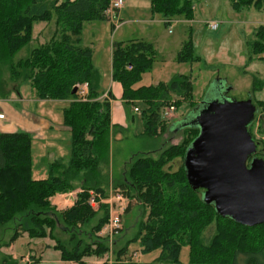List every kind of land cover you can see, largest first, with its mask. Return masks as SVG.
Here are the masks:
<instances>
[{"label":"trees","instance_id":"trees-1","mask_svg":"<svg viewBox=\"0 0 264 264\" xmlns=\"http://www.w3.org/2000/svg\"><path fill=\"white\" fill-rule=\"evenodd\" d=\"M109 1L0 0V98L12 93L19 95L20 84L28 81L40 99L67 100L62 123L71 136L70 157L52 162L48 176L35 179L31 173V136L23 131L0 132V226L12 223V234L0 243V248L25 234L29 238L48 236L62 260L79 264H85L86 257L102 258L108 251L107 239L98 235L108 221L107 205L100 204L93 211L87 199L89 190L103 197L108 194L101 164L107 165L109 158L111 95L101 98V74L92 63L91 48L81 44V31L85 22L105 18ZM230 1L235 9L264 10V0ZM149 3L151 11L160 14L164 21L192 18V0ZM52 19L59 30L45 43L31 46L34 23ZM246 49L248 60L264 59V25L255 28L253 37L246 40ZM191 54L190 43L186 42L179 57L185 59ZM150 64L149 44L140 40L112 43V80L121 85L122 99L145 104L141 112L142 135L156 139L165 129L161 119L165 106L177 108L188 102V114L199 102L191 100V79L187 75H176L168 83L156 86L134 87ZM214 81L213 87L220 89L222 79ZM82 82L88 83L86 100H79L76 92L72 93ZM260 86L262 82L254 76L252 90ZM252 103L264 116V101ZM253 123L248 126L252 138L256 144L260 140L264 143V132L262 139L255 138ZM181 131L182 141L163 148L156 158L133 155L125 175L113 185V189L135 199L147 210L135 238L140 241L142 254L158 250V256L147 263L133 262L130 257L124 260L127 243L115 251L111 264H264V223L249 227L220 216L203 201V190H194L188 184L182 162L176 170H170L171 160L183 159L198 127L189 123ZM258 155L264 159V151ZM77 185L81 191L75 203L65 211L56 210L50 198ZM129 209L128 203L124 211ZM211 224L213 233L206 236L204 230ZM57 227L68 234L66 241L56 237ZM183 245L189 249L187 263L180 262L178 257ZM0 264L16 261L5 255ZM101 264L109 263L105 260Z\"/></svg>","mask_w":264,"mask_h":264},{"label":"rangeland","instance_id":"rangeland-1","mask_svg":"<svg viewBox=\"0 0 264 264\" xmlns=\"http://www.w3.org/2000/svg\"><path fill=\"white\" fill-rule=\"evenodd\" d=\"M192 1L191 19L173 18L165 23L160 14L151 11L149 0H124L123 6L113 12V18H108L104 12V19L84 23L81 31V44L92 50L91 60L98 64L103 79L101 88L107 89L111 84V44L140 40L150 45L151 64L148 70L141 74L134 87L156 86L160 83H168L176 75H187L191 79V100L198 103L207 93L209 97L212 96L214 80L221 78L231 87L226 93L227 99L250 98L254 103L257 100L264 101V59L248 60L246 49V40L253 37V31L257 26L264 25V10H257L253 7L235 9L231 6L230 0ZM210 22H217L218 27L214 30L210 29L208 26ZM58 30L59 27H56L53 19L49 22H35L31 46L45 43L51 38L53 32ZM186 42L190 43L192 54L185 59H180L179 53ZM254 76L262 82V86L252 90ZM4 77H7L6 73ZM29 91V82H22L19 86L20 95L29 96ZM113 104L122 108L123 121L119 125H112L108 164H101V169L105 189L116 193L117 190L113 189V185L123 178L128 161L133 155L147 154L156 158L163 148L182 141L183 131L181 129L171 130V124L183 119L191 106L188 102H182L170 114L165 106L162 109L161 118L165 129L156 139H152L142 135L144 130L141 112L145 108L142 101L136 100L132 103L120 98L118 101L114 100ZM65 106L66 103L55 102L51 105V111L62 115ZM135 107L137 110H134ZM261 118L262 114L256 111L253 133L258 140L263 138L262 133L264 132V122ZM70 142V136L67 140L60 141L62 150L67 152L66 160L70 157ZM263 151L264 143L260 140L257 144L256 155L259 156L258 153ZM181 162L180 157H175L169 163L170 170H176ZM31 167L33 172L42 170V167L35 166L34 162ZM122 195L129 203L130 209L121 215V229L118 234L110 238V242L107 240L108 251L104 256L102 258L92 256L93 260H100L99 264L105 260L111 264L115 251L127 243L124 260L130 257L133 262L147 263L158 256V250L142 254L140 241L135 238L139 231V223L145 219L147 210L135 199ZM98 209L99 207L92 210L97 211ZM60 225L63 224L60 223ZM11 226L12 223L0 226V243L10 238ZM87 230L88 227L83 232L84 236ZM213 230L214 224H211L204 230V234L210 236ZM55 235L63 241L68 238V234L59 231L58 227ZM98 235L105 239L100 232ZM29 239L33 238L24 234L12 242L13 247L10 252L15 256L16 264H26L21 256L29 257L30 255L41 257V260H30V264H71L61 259L60 252L59 257L62 262H55L54 256H51L49 252L55 248L45 249L42 253L38 252L37 248L30 249ZM50 239L48 236L39 238L37 243L40 245L46 242L52 245L53 242ZM1 253L0 249V263L1 255H3ZM178 257L180 262H188L187 245L180 248Z\"/></svg>","mask_w":264,"mask_h":264},{"label":"water","instance_id":"water-1","mask_svg":"<svg viewBox=\"0 0 264 264\" xmlns=\"http://www.w3.org/2000/svg\"><path fill=\"white\" fill-rule=\"evenodd\" d=\"M222 82L171 130L189 123L198 127L182 159L188 184L203 190V201L217 214L252 227L264 223V159L256 156L248 130L257 110L250 98L227 99L231 87Z\"/></svg>","mask_w":264,"mask_h":264},{"label":"crops","instance_id":"crops-1","mask_svg":"<svg viewBox=\"0 0 264 264\" xmlns=\"http://www.w3.org/2000/svg\"><path fill=\"white\" fill-rule=\"evenodd\" d=\"M86 23V22H85ZM86 46V45H84ZM112 49V44H111ZM110 61H111V50H110ZM94 67H96L99 72L100 68L98 64L92 62ZM110 72H111V62H110ZM258 73V72H257ZM101 74V72H100ZM102 81V82H101ZM100 90L103 94L111 95L109 96L110 101V123L111 126L115 124H121L123 121L122 108L114 105V100L117 101L121 97V85L112 80L108 88L103 87V79L101 76ZM55 102H62L67 104V100H47L40 99L36 96L33 89L30 87L29 96H21L12 93L7 98H0V113L4 114L3 118H0V132L13 133V132H27L31 136V166L34 162L35 166H41V171L33 172L31 167L32 177L35 179H44L47 177L49 165L59 159L66 160L67 152L62 150L60 146V141L67 140L70 136L69 129L62 123V115L56 111H51V105ZM117 103V102H116ZM261 121L264 122V116H262ZM71 138V136H70ZM40 172V173H39ZM34 175V176H33ZM81 191V187L77 186L73 190L63 193H56L50 198L51 204L58 211H65L69 209L76 201L77 194ZM24 235V234H23ZM39 238L29 239L28 245H31L30 249L37 248L38 252H43V250L54 248V241L50 239L53 244H48L46 242L39 245ZM12 243L7 246L0 248L3 255H8L15 260V256L11 254L10 249L12 248ZM51 256H54L55 262H62L59 257V251L53 249ZM23 262L30 264V260H41L40 255L38 256H21ZM94 257L84 258L85 264H99L100 260H93ZM16 261V260H15ZM71 264H79L77 262L69 261Z\"/></svg>","mask_w":264,"mask_h":264},{"label":"built area","instance_id":"built-area-1","mask_svg":"<svg viewBox=\"0 0 264 264\" xmlns=\"http://www.w3.org/2000/svg\"><path fill=\"white\" fill-rule=\"evenodd\" d=\"M124 4V0H111L109 6L105 10L106 16L108 18H113V12L121 8ZM171 20H165V23L170 22ZM210 29H216L218 27L217 22L208 23ZM76 94L79 100H86L88 94V83L82 82L76 85ZM107 94H103L101 98H106ZM134 110H137L136 107ZM175 111L173 105L167 106V112L170 114ZM166 114V112H165ZM4 114L0 113V118H3ZM87 203L92 209H97L100 204H106L108 208V221L104 224L100 230V234H103L105 238L110 242V238L116 236L121 229V215L124 212L128 202L125 201L124 196L120 192L109 191L106 197L101 196L99 193H96L92 190L88 191Z\"/></svg>","mask_w":264,"mask_h":264}]
</instances>
